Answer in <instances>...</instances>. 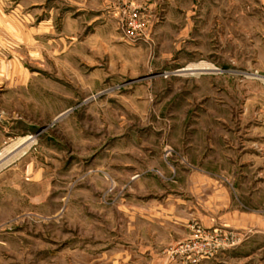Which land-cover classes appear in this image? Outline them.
Returning a JSON list of instances; mask_svg holds the SVG:
<instances>
[{
  "label": "rangeland",
  "instance_id": "rangeland-1",
  "mask_svg": "<svg viewBox=\"0 0 264 264\" xmlns=\"http://www.w3.org/2000/svg\"><path fill=\"white\" fill-rule=\"evenodd\" d=\"M31 1L0 0L2 25H35L24 18L37 12ZM174 18L137 43L116 24L109 51L89 49L88 28L75 45L56 31L30 53L2 30L0 70H13L6 60L16 52L14 72L32 78L19 91L0 79V121L9 123L0 154L32 143L0 167V264H133L136 233L144 247L158 233L152 217L165 218L156 200L181 189L197 204L198 190L208 199L223 185L264 211V0H190L185 23ZM193 225L207 229L191 218L189 235ZM236 235L234 248L200 264H264V238Z\"/></svg>",
  "mask_w": 264,
  "mask_h": 264
},
{
  "label": "crops",
  "instance_id": "crops-1",
  "mask_svg": "<svg viewBox=\"0 0 264 264\" xmlns=\"http://www.w3.org/2000/svg\"><path fill=\"white\" fill-rule=\"evenodd\" d=\"M24 1L25 0H22V5ZM47 2L51 5V8L45 7V3ZM129 4L146 7L149 19L148 30L150 32V38H152L154 32H162L163 30L168 32L169 27L171 28V25H169L171 22L174 21L173 24L179 22L178 19H173V17L178 16L181 21L183 20V23H185L184 16L189 18L190 13V0H33L27 7L28 9L37 8V12L31 13L28 11L25 14L27 16L24 15V18H26L27 22H30L33 16L37 20L35 25H30V23L23 24L22 26L14 25V23L2 25V14L0 11V47L4 46L6 41V37L1 36L3 33L2 30L4 29L11 34L12 42L16 39L18 44H23L22 47L28 50L26 51L27 53H30L29 50L33 45L40 46L50 40L55 41L56 37L54 33L56 31L59 32V36H57L59 43L68 41L70 46L75 45L79 41V39H77V33L80 32L82 28H88L91 36L89 35V39L86 38L85 44L89 45V49L93 50L94 48H100L109 51L110 48L118 46L117 44L119 41L117 40L118 33L116 32V24L118 25L119 23L122 10ZM34 13L36 14L34 15ZM78 15H80V17ZM84 15L85 18L83 17ZM62 16L64 17L63 19ZM160 17H164L165 22L159 25L158 20ZM52 20H54V23H52ZM55 21H58L57 26H55ZM63 21H66V23L64 22L63 24ZM62 25L69 27V34L64 35V39L60 36L61 31H63L62 28H58L62 27ZM180 31L182 35L188 33L189 27H184L182 25L179 32ZM148 40L150 39L146 41ZM10 48L14 50V46ZM13 53L12 56L6 60L13 70L10 72H3L0 70V79L6 78L12 80L14 82L12 83L13 90L19 91L20 86L26 87L32 77L23 69H21V71L18 69L14 72V67L16 68V65H19L22 61L19 59V56L15 55L18 53L15 52L14 55ZM41 53L42 52L37 49V58L39 62L42 57ZM2 59L3 58L0 57L1 61H3ZM7 127L9 128V123L0 121V143L7 135ZM5 166L1 168H5ZM212 186L215 187V190H213V192L210 191L214 193L210 194L211 198L209 197L207 199L205 194L202 196V193L206 190L202 192L200 190L197 191V204L193 199L187 198L184 189H181L182 194L174 196L171 193H167L163 200H156V206L160 208L164 206L168 211L166 210V213L163 212L165 214V218L163 219L162 213H157L155 219L152 217V222L157 220L156 225L158 233L144 243V247L142 234L136 233L134 237V250L135 252L137 251L136 256L138 258L133 262L130 261L133 264H142V259L144 258L142 256H145L149 258V264H164L163 250L165 247L167 249L187 238L189 235L188 224L191 218L199 219L202 225L207 229L216 227L233 230L242 237V241L250 238V233L252 237L264 238V211L261 213L260 210L255 211L250 210L248 206L244 207L239 200L235 199L234 195L231 198L223 185ZM254 198L255 197L252 195L251 200L254 201ZM194 203L197 206H194L192 210L190 209L191 204ZM201 207L208 209L213 208V210L206 211L204 209L206 212H203L200 210L202 209ZM175 208L178 209L176 212ZM164 226H168L170 229H165L163 235L159 234V231H163L165 228ZM125 257L127 259V253ZM126 259L125 261L123 260V263L130 262ZM144 259L146 260V258ZM119 262L118 264H122Z\"/></svg>",
  "mask_w": 264,
  "mask_h": 264
},
{
  "label": "built area",
  "instance_id": "built-area-1",
  "mask_svg": "<svg viewBox=\"0 0 264 264\" xmlns=\"http://www.w3.org/2000/svg\"><path fill=\"white\" fill-rule=\"evenodd\" d=\"M148 20L146 7L127 5L118 23L124 39L130 43L146 41L149 36ZM239 241V237L232 231L193 225L189 237L170 247L167 254L169 260L176 264H200L234 248Z\"/></svg>",
  "mask_w": 264,
  "mask_h": 264
},
{
  "label": "bare ground",
  "instance_id": "bare-ground-1",
  "mask_svg": "<svg viewBox=\"0 0 264 264\" xmlns=\"http://www.w3.org/2000/svg\"><path fill=\"white\" fill-rule=\"evenodd\" d=\"M209 69L205 68L204 70ZM191 69H185L183 71H190ZM197 70V69H194ZM192 71V70H191ZM32 143L31 138H26L19 142L18 144L14 145L12 149H8L5 151V155L0 154V167L4 166L8 162H11L13 158H15L19 154H23L25 150L29 147Z\"/></svg>",
  "mask_w": 264,
  "mask_h": 264
}]
</instances>
